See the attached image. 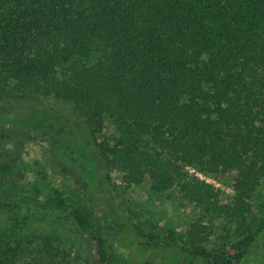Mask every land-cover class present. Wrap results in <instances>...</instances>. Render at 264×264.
<instances>
[{
  "label": "trees",
  "instance_id": "16d2710c",
  "mask_svg": "<svg viewBox=\"0 0 264 264\" xmlns=\"http://www.w3.org/2000/svg\"><path fill=\"white\" fill-rule=\"evenodd\" d=\"M43 101L86 130L108 189L112 173L125 189L175 185L200 210L179 235L134 223L125 206L141 247L172 248L173 264H243L264 231V0H0V103ZM107 121L115 135L100 139ZM188 166L228 176L232 198L222 203L218 189L187 181ZM38 174L46 190L31 184L36 201L73 221L92 263L128 264L108 248L114 223ZM77 260L54 235L0 226V264Z\"/></svg>",
  "mask_w": 264,
  "mask_h": 264
},
{
  "label": "rangeland",
  "instance_id": "374dc122",
  "mask_svg": "<svg viewBox=\"0 0 264 264\" xmlns=\"http://www.w3.org/2000/svg\"><path fill=\"white\" fill-rule=\"evenodd\" d=\"M85 131L71 118L69 109L56 102L0 103V166L4 163L12 166L10 176L0 174V202L15 206L0 209V226H15L23 234L54 235L61 246L78 259L75 264H93L91 252L73 221L66 214L42 208L36 201L31 184L46 190L38 174L44 169L51 186L76 189L93 208L94 214L114 223L108 248L128 264L177 262L178 254L172 248L148 249L139 245L125 220L128 217L125 206L138 214L136 219L132 218L134 223L152 221L179 235L186 233L190 224L200 218V210L181 198L180 188L175 185L160 194L151 191L147 180L140 186L125 189L121 186L120 174L112 173L114 185L108 189L101 181ZM114 135L112 125L107 121L100 139H111ZM35 161L42 168L34 164ZM184 171L187 181L205 182L218 189L222 203L232 198L228 176L218 180L189 166ZM204 225L210 227L211 223ZM214 226L218 230L211 236V241H215V235L222 230L218 221ZM263 260L264 231L243 264H258Z\"/></svg>",
  "mask_w": 264,
  "mask_h": 264
}]
</instances>
